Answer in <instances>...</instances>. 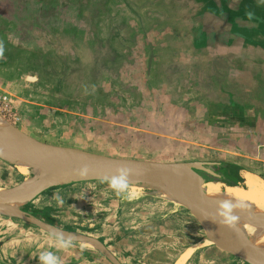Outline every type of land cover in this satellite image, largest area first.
Segmentation results:
<instances>
[{
    "label": "rangeland",
    "instance_id": "obj_1",
    "mask_svg": "<svg viewBox=\"0 0 264 264\" xmlns=\"http://www.w3.org/2000/svg\"><path fill=\"white\" fill-rule=\"evenodd\" d=\"M230 2L261 18L234 33L263 44L264 0H0L2 124L54 145L221 162L211 168L229 179L239 167L264 178L263 67L214 47L229 33L215 29L214 14L236 20ZM38 175L0 159L2 190ZM131 190L129 199L101 181L64 183L20 209L101 240L122 264H173L187 249L184 264H250L209 243L183 207L151 189ZM55 243L0 210V264H39L44 251L62 264H113L91 243Z\"/></svg>",
    "mask_w": 264,
    "mask_h": 264
},
{
    "label": "water",
    "instance_id": "obj_2",
    "mask_svg": "<svg viewBox=\"0 0 264 264\" xmlns=\"http://www.w3.org/2000/svg\"><path fill=\"white\" fill-rule=\"evenodd\" d=\"M7 126L8 132L0 131V159L17 165L24 160L30 163L33 168L43 170L42 175L44 176L37 179L38 182H31L28 187H23L24 183L22 182L13 188L0 191L1 211L34 224L53 236L56 233H63L65 236H70L73 241L91 243L103 252L104 256L113 264H122L101 240L47 224L42 219L20 208L6 204L5 200L23 196L36 197L42 192L64 183L101 181L106 173L114 172L116 167L128 165L133 169L131 186L154 190L162 197L183 207L195 218L204 231L206 240H210L215 248L250 264H264V255L249 236L238 231L235 226L229 227L219 222L223 218L218 215L217 205L201 188L206 181L202 172L210 175L212 179L236 185L225 180L211 168L218 163L206 161L162 162L114 157L84 149L45 143L17 130L8 123ZM85 163L89 165L90 171L87 176L81 177L75 173V170ZM233 214L240 218L239 213L235 210ZM242 218L264 224V216L256 213Z\"/></svg>",
    "mask_w": 264,
    "mask_h": 264
},
{
    "label": "bare ground",
    "instance_id": "obj_3",
    "mask_svg": "<svg viewBox=\"0 0 264 264\" xmlns=\"http://www.w3.org/2000/svg\"><path fill=\"white\" fill-rule=\"evenodd\" d=\"M7 127V125L2 124V120L0 119V131L8 132ZM18 168L20 172L25 175H28L29 173L39 174L33 180L23 182V187L30 186L31 182H35L37 179L44 176L42 175L43 170L33 168L30 163H27L24 160L18 164ZM244 178V184H241L240 186L239 184L229 185L215 179L206 178V181L202 184L201 188L211 197L218 209L223 200H230L233 201V203H235V201L242 200L247 205V207L242 211L238 209L235 210L239 213L238 215H240V218L238 217L235 222V228L249 236L253 243L258 246L260 249L259 251H261L264 255V224L259 221L250 219L246 220L242 218L254 213L264 216V179L250 173L245 174ZM31 198L32 197L25 196L20 198L13 197L8 201L5 200V203L13 206L14 208H21L25 203V200H31ZM209 243H211L210 240ZM188 253L189 251L183 253L185 255H183L178 264L185 263L186 257L189 255Z\"/></svg>",
    "mask_w": 264,
    "mask_h": 264
},
{
    "label": "crops",
    "instance_id": "obj_4",
    "mask_svg": "<svg viewBox=\"0 0 264 264\" xmlns=\"http://www.w3.org/2000/svg\"><path fill=\"white\" fill-rule=\"evenodd\" d=\"M230 1H233V0H230ZM230 5H232V6H230L231 7L230 15H235L236 20H233L230 22V20H232V19H230V17H229L228 21L230 23L228 21L222 22V18H219L214 14V22H216L215 29L219 30V31H223V29L225 28L226 31L228 30V32H229L226 35V36H228V38H224V39H218L217 38V41L214 43L215 50L218 52H235L237 54V56H239V57L243 56L246 61H250L252 63H254V61L256 60V62H259L257 67L258 68L263 67L262 72L264 73V43L263 44H256V43H252V42L247 41L246 38L244 37V35L242 34L246 30L243 31L242 33H234L235 27L247 28V26H249V25L253 26L261 18L258 14L254 13L253 11L249 12L247 10H244L245 12H242V10L238 9V7L235 6L232 2H230ZM238 15L249 16V18H251L252 20H249V19L243 20L244 17H238ZM224 23H226V24H224ZM235 73H236V75L238 74L237 71ZM245 78L250 79L249 76H247ZM262 78L264 79V74H263ZM246 84L248 85L249 83H246ZM247 90H251V89L247 88ZM139 160H145V159H139ZM214 163H218L217 166L222 165L221 162H214ZM247 173L255 174L256 176L264 179L261 176V174L257 173L256 171H253V170L248 169V168L247 169L241 168V167L236 168L233 171V173H230L231 175H233V179H229L227 176H223V175H222V177L225 178V180L231 181L232 183H234L236 185L239 184V186H240L241 184L242 185L244 184V180H245L244 176ZM201 174H203L205 176V178L212 179V177L208 174H205L203 172ZM224 183L227 184L226 182H224ZM38 249L40 250V246ZM189 250L190 249H187L184 253H186ZM183 255H185V254L182 253L181 258L183 257ZM181 258H178L173 264H178V262L180 261ZM187 258L188 257H186V259Z\"/></svg>",
    "mask_w": 264,
    "mask_h": 264
},
{
    "label": "clouds",
    "instance_id": "obj_5",
    "mask_svg": "<svg viewBox=\"0 0 264 264\" xmlns=\"http://www.w3.org/2000/svg\"><path fill=\"white\" fill-rule=\"evenodd\" d=\"M5 47L3 41H0V57H3ZM90 171V167L87 163L75 170V173L81 177L87 176ZM133 169L128 165H120L115 168L114 172L106 173L102 179V183H106L108 187L113 190L117 195H126L127 198H132L131 190V176ZM53 199L57 200L58 203H63V198L58 194L53 195ZM247 205L242 201L223 200L220 203L218 215L222 217L219 222L223 225L234 227L237 221V215H234V210H244ZM215 220L217 217L215 216ZM55 247L57 249H69L73 246V240L70 236H65L63 233L55 234ZM39 264H62L60 258L51 251L41 252L39 257Z\"/></svg>",
    "mask_w": 264,
    "mask_h": 264
}]
</instances>
